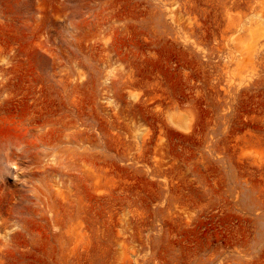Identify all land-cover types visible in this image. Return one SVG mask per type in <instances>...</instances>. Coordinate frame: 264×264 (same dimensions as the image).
Listing matches in <instances>:
<instances>
[{"label": "rangeland", "instance_id": "1", "mask_svg": "<svg viewBox=\"0 0 264 264\" xmlns=\"http://www.w3.org/2000/svg\"><path fill=\"white\" fill-rule=\"evenodd\" d=\"M259 6L0 0V264H264ZM71 127L101 173L61 226L36 188Z\"/></svg>", "mask_w": 264, "mask_h": 264}, {"label": "bare ground", "instance_id": "2", "mask_svg": "<svg viewBox=\"0 0 264 264\" xmlns=\"http://www.w3.org/2000/svg\"><path fill=\"white\" fill-rule=\"evenodd\" d=\"M168 2V0H165ZM239 1V0H238ZM171 3V1H169ZM248 2V1H247ZM253 2V1H252ZM256 2V0H255ZM239 3V2H238ZM258 3V2H257ZM177 4L178 1H177ZM244 4V3H243ZM252 4V3H251ZM250 4V5H251ZM261 4V2H260ZM170 5V4H169ZM249 6V5H248ZM255 5H253L254 7ZM241 7V6H240ZM258 7V5H257ZM264 7V6H263ZM263 7L259 6V9H262L263 10ZM230 8V7H229ZM232 8V7H231ZM230 8V9H231ZM251 8V7H250ZM258 9V8H257ZM256 9V10H257ZM246 10V8H245ZM254 10V13H255V8H253ZM252 10V12H253ZM249 11V10H248ZM247 11V12H248ZM261 11V10H260ZM264 11V10H263ZM243 13H245L243 11ZM257 13L258 10H257ZM262 13V12H261ZM260 13V14H261ZM242 14V12H241ZM249 14V13H248ZM247 14V15H248ZM256 14V13H255ZM246 15V16H247ZM254 15V14H253ZM253 15H251V17H253ZM262 15V14H261ZM261 15L259 16L257 14V16L261 17ZM245 17V16H244ZM256 17V15L254 16V18ZM264 17V15H263ZM246 18H250L249 15L248 17ZM254 18L251 19L254 21ZM257 18V17H256ZM255 18V19H256ZM262 18V17H261ZM260 18V19H261ZM245 19V18H244ZM240 20V19H239ZM247 19H245L246 21ZM250 20V21H251ZM258 20V18H257ZM264 20V19H263ZM243 21V20H242ZM241 21V22H242ZM253 21L251 22V24L253 23ZM256 22V21H255ZM253 23L252 25H255L256 23ZM259 22H262V21H259ZM258 22V23H259ZM264 22V21H263ZM243 23V22H242ZM249 24V25H251ZM243 25V24H242ZM245 25V24H244ZM261 25V24H260ZM257 26V24H256ZM254 26V27H256ZM253 27V26H251ZM253 29H256L254 28ZM262 27V26H261ZM246 28V27H245ZM250 28H248L247 30H249ZM258 29V28H257ZM246 29L244 30L245 33H247ZM264 30V29H263ZM247 31V32H246ZM250 32V30H249ZM248 32V33H249ZM247 33V34H248ZM240 34V33H239ZM237 34V35H239ZM250 35V34H249ZM252 35H254L252 33ZM251 36V35H250ZM261 36V35H260ZM239 37V36H238ZM244 37V36H243ZM264 39V36H261L260 38ZM253 39V43H254V37H251ZM256 38V37H255ZM236 39V38H235ZM239 39V38H237ZM235 40V41H242V40ZM257 40V38L255 39ZM245 41V40H244ZM244 41L240 42L241 44H244ZM249 43L251 42L250 41V38H249ZM248 43V42H247ZM247 43L245 45H242L245 46L243 48H246L248 47L247 46ZM251 45H254V44H251ZM250 48V46H249ZM242 49V48H241ZM240 49V51H241ZM252 49H255L254 46ZM257 50V49H256ZM239 50H237V53ZM254 53V52H253ZM257 52H255L256 54ZM241 54V53H240ZM259 54V53H258ZM239 55V54H238ZM263 55V54H262ZM261 55V57H262ZM241 56V55H240ZM240 56L238 58H240ZM251 56H253V54L251 53ZM236 58V59H238ZM253 58V57H252ZM258 58V57H257ZM256 58V59H257ZM251 59V58H250ZM259 59V58H258ZM252 60V59H251ZM239 61V59H238ZM258 66V65H257ZM73 127H71L63 136V139L60 140V144H56V145H53V146H50V147H47L50 151V154L48 158L49 161H51V163H48L47 164H44L42 166V173H41V176H39V178L37 179V182H39V186L36 188L38 190L39 188V191H41V195H44L46 198H51V199H54L56 197H60L62 199V201H64L62 204H61V209L62 211H64V215H61L60 219H57V221H59L60 225H64V222H63V219L64 220H72V211L70 210V208H73L75 209L77 212L81 210L82 208V205L79 204V202L81 203V201L78 199V193H77V189L79 188V184H75L73 185V174H78L80 177H82L83 179H85V181L89 184V183H92L93 180L95 179V177L97 176V174H100L99 172L96 174V165H95V156H94V153H93V139L90 135H83L82 132H80V136L78 138H76L75 136V132L71 131ZM76 147H81L83 150L81 153H78L76 152V150L74 148ZM43 155V154H41ZM39 157L40 156H37V159L39 160ZM44 157H47V156H44ZM40 160L42 162V156L40 157ZM39 160V162H40ZM76 171V173H75ZM104 175V174H103ZM102 176V175H101ZM100 178V177H99ZM41 189V190H40ZM38 191V192H39ZM39 197V195H38ZM40 198V197H39ZM79 200V201H78ZM55 208V207H54ZM75 211V212H76ZM123 211V210H122ZM54 212L55 209H54ZM53 213V212H52ZM57 213V212H56ZM55 213V215L57 216V214ZM62 213V212H61ZM121 217V216H120ZM56 221V220H55ZM74 221V220H73ZM77 221V220H76ZM75 221V222H76ZM81 222V221H80ZM58 222H56V225L59 224ZM63 223V224H62ZM71 224L74 225V222ZM68 225V224H67ZM80 225V224H79ZM123 225V224H122ZM58 226V225H57ZM71 226V225H70ZM75 226H78L77 225V222L75 224ZM68 227V226H67ZM66 227V228H67ZM127 227V226H126ZM73 229V231L75 232V229L73 228V226L71 227ZM121 228V227H120ZM71 229V231H72ZM77 229V228H76ZM66 231H68V229H66ZM70 228H69V231L70 232ZM122 231V229H121ZM74 232L72 234H74ZM77 232V231H76ZM117 233V232H116ZM123 233V232H122ZM71 234V235H72ZM120 234V233H119ZM67 235V234H66ZM69 235V234H68ZM70 237L73 238V235ZM77 235V234H76ZM74 235V237L76 236ZM71 238V239H72ZM76 238V237H75ZM73 240V242L77 239ZM80 238V237H79ZM68 240L69 243L70 241L72 240ZM78 241V240H77ZM63 243V242H62ZM76 243V242H75ZM72 244V243H71ZM70 244V245H71ZM116 245V244H115ZM61 246V245H60ZM64 246V245H62ZM73 247H75V245H73ZM116 247V246H115ZM115 249V248H114ZM73 250V249H71ZM70 251V250H69ZM63 252V251H62ZM115 252V250H114ZM68 254V252H67Z\"/></svg>", "mask_w": 264, "mask_h": 264}]
</instances>
